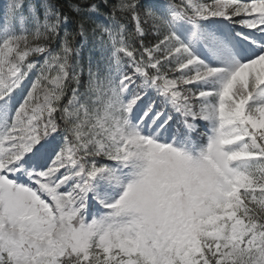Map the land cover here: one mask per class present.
<instances>
[{
	"label": "snow or ice",
	"instance_id": "obj_1",
	"mask_svg": "<svg viewBox=\"0 0 264 264\" xmlns=\"http://www.w3.org/2000/svg\"><path fill=\"white\" fill-rule=\"evenodd\" d=\"M0 264H264V0L5 5Z\"/></svg>",
	"mask_w": 264,
	"mask_h": 264
},
{
	"label": "trees",
	"instance_id": "obj_2",
	"mask_svg": "<svg viewBox=\"0 0 264 264\" xmlns=\"http://www.w3.org/2000/svg\"><path fill=\"white\" fill-rule=\"evenodd\" d=\"M68 2L70 3L71 0H68ZM79 23V17H76L74 18L73 22L71 24H69L68 26V31L70 32H74L77 29V24ZM77 40L79 41L80 44L84 45L82 50H81V56L83 58V63L86 65L87 62H88V57H89V54H88V51L86 49V42L84 40H82L81 38L77 37ZM86 71H85V77H86Z\"/></svg>",
	"mask_w": 264,
	"mask_h": 264
},
{
	"label": "rangeland",
	"instance_id": "obj_3",
	"mask_svg": "<svg viewBox=\"0 0 264 264\" xmlns=\"http://www.w3.org/2000/svg\"><path fill=\"white\" fill-rule=\"evenodd\" d=\"M11 2H13V0H0V18L3 17V10H4L5 5H7ZM86 49L88 51V54L90 55V53L92 52V47H91L90 42H86Z\"/></svg>",
	"mask_w": 264,
	"mask_h": 264
}]
</instances>
